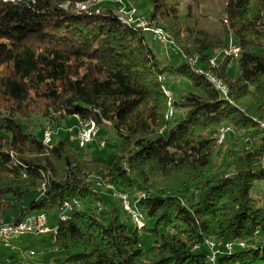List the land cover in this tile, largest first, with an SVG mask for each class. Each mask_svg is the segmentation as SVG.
Here are the masks:
<instances>
[{
    "label": "trees",
    "instance_id": "obj_1",
    "mask_svg": "<svg viewBox=\"0 0 264 264\" xmlns=\"http://www.w3.org/2000/svg\"><path fill=\"white\" fill-rule=\"evenodd\" d=\"M148 1V27L168 35L181 64H162L146 42L151 32L89 7L92 0H0V223L13 210L19 223L68 203L51 237L65 263L207 264L206 242L214 241L215 264H264L255 243L264 202L251 197L264 183V0H224L223 32L239 51L235 77L232 57L222 55L226 40L183 25L181 0ZM165 77L194 91L168 92ZM55 114L78 117L80 129L109 125L119 139L112 160L85 159L67 141L45 143L46 132L40 140L16 120ZM107 187L113 206L100 193ZM118 195L141 215V228ZM122 214L135 223L131 233ZM146 234L154 237L148 248ZM0 264L42 263L12 256Z\"/></svg>",
    "mask_w": 264,
    "mask_h": 264
},
{
    "label": "rangeland",
    "instance_id": "obj_2",
    "mask_svg": "<svg viewBox=\"0 0 264 264\" xmlns=\"http://www.w3.org/2000/svg\"><path fill=\"white\" fill-rule=\"evenodd\" d=\"M2 1H12V0H2ZM126 10L129 7L134 9V13L132 14V18L137 21H147L149 12L151 10V5L148 0H126L125 1ZM89 7L96 8L98 11H104L105 9H110L113 12L120 15L119 10L120 7L112 3V0H92L88 4ZM86 7L77 5L76 9L84 10ZM179 19L180 22L188 27H194L195 29H201L207 31L210 34L218 35L222 39H225L227 44L231 42L234 46H236L233 42L231 36H225L223 29L225 25V2L224 0H181L178 6ZM122 17L126 20H130L129 15L122 13ZM139 17V18H138ZM128 18V19H127ZM125 20V21H126ZM165 28L163 24H161ZM146 42L149 47L158 55V59L165 65H178L184 61V58L179 50H177L170 43L161 44L156 41L151 33H144ZM224 51V52H223ZM222 55L226 56L227 50H223ZM222 59V56L217 58L216 62H219ZM216 60V58H215ZM229 75L235 77L239 73V67L237 63V56L232 58L228 65ZM164 87L168 92L176 93L178 89H182L186 92L194 91L191 87V84L183 78H163ZM55 121L53 122V118ZM60 116L53 115L48 118H44L42 115H33L29 119H21L16 118L17 122L21 125L22 129L32 133L38 139L42 140L43 131L49 130L51 131L53 137H51V143H55L57 141H67L72 147L80 153V155L85 159H98L101 162L109 163L115 155V150L119 145V139L117 135L111 130L109 125L104 124L98 127L96 138L90 144L86 146L83 145L79 148L77 146L75 134L78 120H75L71 117H64V119H60ZM55 134V135H54ZM100 193L104 199V202L107 206L115 205L116 197L113 195V192L110 188H103L100 190ZM120 200H125L124 195H118ZM251 197L260 202H264V183L260 181H256L253 185ZM129 200V199H127ZM122 202V207L126 213H129L126 208V202ZM129 203V201H128ZM26 203L24 200L18 202L17 208H21L20 206H24ZM130 204V203H129ZM132 207L131 205H128ZM133 208V207H132ZM61 210L58 212L52 213L48 215V222L53 223L57 221V218L61 214ZM108 214V212H106ZM16 215V211H10L6 214L3 219V222L9 223L11 222ZM107 218V217H106ZM134 220V219H133ZM120 222L125 224L127 227V232L131 233L135 229V223L137 227H139L138 223L125 214H122L120 218ZM149 226L152 225L151 221H147ZM140 228V227H139ZM39 233H43V230ZM29 240H27L28 248L34 250L37 256H40V253H44L46 251H50L53 249L52 242L50 241L51 237L49 235L42 236L43 239L34 236H26ZM42 239V240H41ZM154 237L152 235L146 234L143 235V246L144 248H148L153 243ZM256 245L260 247H264V234L258 233L256 235L255 240ZM9 253L7 248L0 247V259L3 257V253ZM35 256L32 260H36L38 257ZM23 260L22 258H19ZM31 260V259H30ZM50 264H69L65 263L64 258L55 253L51 257ZM24 262V261H23ZM207 264H212L211 262H207Z\"/></svg>",
    "mask_w": 264,
    "mask_h": 264
},
{
    "label": "built area",
    "instance_id": "obj_3",
    "mask_svg": "<svg viewBox=\"0 0 264 264\" xmlns=\"http://www.w3.org/2000/svg\"><path fill=\"white\" fill-rule=\"evenodd\" d=\"M120 5H125V1L119 0ZM118 18L122 19V15H118ZM129 22H135V24L143 27H148L147 22H136V19H130L127 20ZM148 32H151L154 39H161V41L164 44L170 43L165 36L164 33H160L158 31H155V29H151L148 27ZM233 44L231 42L228 44L227 48V57H232L234 58L233 55ZM214 62V61H213ZM206 78H208L207 73L205 74ZM214 85L216 86V79H213ZM219 90H221L218 86H216ZM222 91V90H221ZM229 129H222V134H226V132ZM97 131L94 128H90L86 125V128H84V131H77V144L79 145H87L93 142L96 138ZM46 136L47 140L51 141L52 133L51 131L47 130L46 131ZM127 203L128 206V201L129 200H121ZM78 205V203L75 202V206ZM61 214L57 218L58 222H65L68 219V215L72 210H66L63 206L61 207ZM129 214L135 221L141 220V215L140 214H133L129 210ZM36 226H43V233H36ZM56 226V224L54 225ZM51 229L48 228L47 226V215L45 213H33L28 215L23 221L19 223L12 222V228H4L2 227V231H0V247L3 248H11L13 241L16 240L19 237L25 236V235H32V236H38V235H44L50 232ZM237 242V247H241ZM208 250L211 251V255L214 259V254L220 252V249L218 248V244H208ZM224 250L225 249H230V244L226 243L224 245ZM37 256V254L34 251H27L24 253H21V257L23 258H34ZM215 264V262H214Z\"/></svg>",
    "mask_w": 264,
    "mask_h": 264
},
{
    "label": "bare ground",
    "instance_id": "obj_4",
    "mask_svg": "<svg viewBox=\"0 0 264 264\" xmlns=\"http://www.w3.org/2000/svg\"><path fill=\"white\" fill-rule=\"evenodd\" d=\"M123 1H126V0H123ZM116 2H117V4H119V0H116ZM115 2V3H116ZM120 5V4H119ZM120 7V10H119V13H120V15H122V13H125V14H127V16L129 15V17L128 18H130V19H134V18H132V14L134 13V10H132V8L130 9V11H127L126 10V5H120L119 6ZM83 10V9H82ZM123 16V15H122ZM127 18V19H128ZM122 21H124L125 23H127V24H134L137 28H141V29H144V30H147L148 31V27H143V26H139V25H137V24H135V22H129V21H127L126 19H124L123 17H122V19H121ZM126 20V21H125ZM136 22H143V21H137L136 20ZM155 31H158V32H160V33H164V36H165V38L168 40V41H170V39H169V37H168V35L164 32V31H162L161 29H155ZM158 41H160V43L162 42L161 41V39H157ZM163 43V42H162ZM239 51H238V49H237V47L236 46H233V55H234V57H236V55H237V53H238ZM227 54V53H226ZM210 78V81L213 83V85H214V82H213V79H216V86H218L221 90V92L225 95L226 94V88L224 87V85L222 84V81L221 80H219V79H217V78H215L214 76L213 77H209ZM215 86V85H214ZM215 86V87H216ZM217 90H219L218 88H216ZM167 95H168V97H170V94L169 93H166ZM170 114L172 115V113L170 112ZM88 127H90V128H94L95 130H98V127L96 126V124H94V123H89V124H86ZM86 125H84V126H82L81 127V129H80V131H84V128H86ZM261 127L264 129V122L263 123H261ZM223 139V134H221V136H220V141ZM49 141L50 140H47V136H46V133L44 134V142L45 143H49ZM80 146H83V145H80ZM125 198H127L126 196H125ZM128 199V198H127ZM126 199V200H127ZM128 205H130L129 203H128ZM64 207H65V209L66 210H71L72 209V206L70 205V204H65L64 205ZM125 210H127L128 212H129V210H130V212H132L133 214H139L138 213V211L135 209V208H132V207H129V206H127V204H126V208H125ZM129 214V213H128ZM137 223H138V225H139V227L141 228L142 226H143V223H142V220H139V221H136ZM2 227H4V228H12V223H0V231H2ZM43 230V226H36V233H39V232H41ZM56 233H57V227H54L53 229H52V231H51V234H52V237H53V239H54V237H55V235H56ZM240 245H242L240 248H244L245 247V244L243 243V242H238ZM208 244H216L214 241H207L206 242V246H208ZM228 244H230V249H225V250H227V251H232L233 250V248H234V244H232V243H228ZM237 245V244H236ZM210 251V250H209ZM221 253V251L220 252H218V253H215L214 254V259H213V257H212V255H211V251L209 252V256H208V261L209 262H211L212 264L216 261V257H217V255L218 254H220ZM23 259H32V258H23Z\"/></svg>",
    "mask_w": 264,
    "mask_h": 264
},
{
    "label": "crops",
    "instance_id": "obj_5",
    "mask_svg": "<svg viewBox=\"0 0 264 264\" xmlns=\"http://www.w3.org/2000/svg\"><path fill=\"white\" fill-rule=\"evenodd\" d=\"M139 18V17H138ZM55 118H53V122L55 121ZM60 119H64V117H59ZM75 120H78V124L76 125L77 128H76V134H75V138L77 137V131H78V128L80 127V124H81V121L78 119V117H71ZM57 119V118H56ZM47 130L43 131V134L46 132ZM55 135V134H54ZM53 137V135H52ZM43 139V138H42ZM77 139V138H76ZM75 139V140H76ZM61 141V140H60ZM59 142V141H57ZM55 142V143H57ZM51 143V142H50ZM55 143H52L51 145L55 144ZM13 221V220H12ZM11 221V222H12ZM56 224V222L53 221V223H49L48 222V215H47V226L50 230L49 233L47 234H44V235H38V236H34V237H41L43 239L42 236H47L49 235L50 237H52V234H51V231L52 229L55 227L54 225ZM26 236H32V235H25V236H22V237H19L17 238L16 240L13 241V244H12V247L11 248H8L9 250V253H5V252H2L3 253V258H7V257H17V258H22L21 257V253H24V252H27V251H34L31 249L28 248V245L26 242L27 240H29ZM41 239V240H42ZM51 241V239H50ZM56 252L54 251L53 252V249L51 250V252L48 250L44 253H40L41 255L40 256H37L38 258L35 260L36 262H39V263H42V264H50L52 261H51V257L55 254ZM32 260V259H31ZM31 260H22V261H31ZM33 260V261H34Z\"/></svg>",
    "mask_w": 264,
    "mask_h": 264
}]
</instances>
